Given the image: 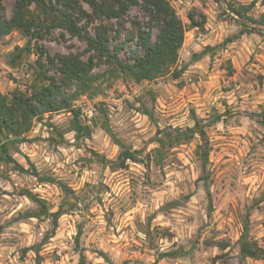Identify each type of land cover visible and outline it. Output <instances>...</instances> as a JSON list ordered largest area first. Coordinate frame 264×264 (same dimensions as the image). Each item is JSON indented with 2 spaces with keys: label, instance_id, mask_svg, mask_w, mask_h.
I'll use <instances>...</instances> for the list:
<instances>
[{
  "label": "rangeland",
  "instance_id": "1",
  "mask_svg": "<svg viewBox=\"0 0 264 264\" xmlns=\"http://www.w3.org/2000/svg\"><path fill=\"white\" fill-rule=\"evenodd\" d=\"M14 1L1 0L6 16ZM168 1L186 29L177 61L185 70L177 79L168 74L136 83L84 40L57 28L36 39L16 30L0 38L2 94L19 88L29 95L40 68L54 73L50 59L57 54L92 58L94 78L83 92L74 83L65 87L76 96L73 107L87 129L72 130L71 112L43 114L29 141L11 148L28 173L0 162V264H79L80 253L84 264H264L239 256L244 223L264 247V0ZM252 1L245 16L255 23L242 20L256 31L219 46L243 28L227 4ZM79 2L91 12L88 0ZM190 11L197 21L205 16L203 28L190 27ZM104 22L113 29L112 42L128 48L135 47L128 38L134 23L146 26L135 5L118 33L115 20ZM195 119L209 145L204 166L196 155L198 134L154 152L159 130L193 127ZM123 148L136 161L121 168ZM26 190L50 212H65L55 228L51 217L33 216L38 206Z\"/></svg>",
  "mask_w": 264,
  "mask_h": 264
},
{
  "label": "trees",
  "instance_id": "2",
  "mask_svg": "<svg viewBox=\"0 0 264 264\" xmlns=\"http://www.w3.org/2000/svg\"><path fill=\"white\" fill-rule=\"evenodd\" d=\"M91 12H86L79 0H15L10 16H6L0 0V38L16 30L30 39L43 36L50 28L61 29L73 36L84 40L90 50L97 57H105L117 74L132 79L136 83L156 80L170 74L172 78L180 77L185 67H178V52L182 47L185 34V24L182 22L176 10L168 0H88ZM139 6L146 26L134 23L135 31L128 35L134 42V48L126 47V43L115 42L111 38L113 30L104 21L115 20L117 23L115 33L119 32V23L131 6ZM254 5L252 1L248 5L234 6L227 4L228 9L242 22V30L225 38L219 46H225L239 35L256 31L244 24L242 20L246 13ZM248 17V18H247ZM244 19L255 23L249 16ZM192 28H203L205 16L200 15L201 20L195 19L194 12L187 15ZM84 21L83 24L81 22ZM97 21V24H95ZM94 23L93 32H88L86 26ZM155 29V32H153ZM26 49L29 50L28 47ZM209 46H206L199 54L200 57ZM128 53V54H127ZM125 56V59L121 57ZM14 61V60H13ZM39 65H42L39 63ZM53 74H47L43 67L37 71V81L34 82L29 95L24 94L19 88H15L7 94L0 93V162L12 164L13 169L20 173H28L11 154V148L17 144L29 141L28 133L33 127L34 120L43 114L68 111L72 113V130L77 134L87 129L79 121V111L73 107L74 94H68L66 86L76 84L77 90L86 91L93 82V59H82L76 54H57L55 59H50ZM156 142L158 146L154 152L160 153L163 148H172L177 144L191 140L195 134L200 136L196 155L202 161V166L209 152L206 133L201 124L195 119L193 127L181 129L170 128L159 130ZM88 135V132H87ZM117 143L118 140H115ZM136 161L133 151L126 148L118 156L119 167H124L126 161ZM30 163V162H28ZM32 165V164H30ZM34 176L37 172L34 170ZM43 181L55 182L66 193L69 188L60 181L52 178H41ZM24 195L38 206L39 213L33 216L47 215L52 218L53 228L57 226L58 218L65 212L58 208L50 212L45 200L26 190ZM32 217V216H29ZM80 231L76 237L79 241ZM31 248H24V252ZM37 252V250H35ZM169 252L161 255H168ZM239 256L241 260H264V247L249 236L248 223L243 224V231L239 241ZM84 255L80 253L79 264H84Z\"/></svg>",
  "mask_w": 264,
  "mask_h": 264
}]
</instances>
